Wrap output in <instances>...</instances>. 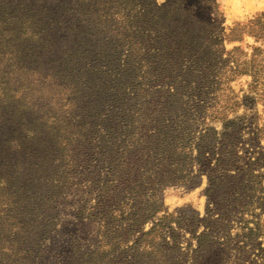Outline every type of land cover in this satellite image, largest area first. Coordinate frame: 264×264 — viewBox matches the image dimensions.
<instances>
[{
  "label": "rangeland",
  "instance_id": "374dc122",
  "mask_svg": "<svg viewBox=\"0 0 264 264\" xmlns=\"http://www.w3.org/2000/svg\"><path fill=\"white\" fill-rule=\"evenodd\" d=\"M234 62L244 69L229 73ZM27 79L35 80V115L69 100L68 123L89 131L85 149L63 150L60 132H37L38 123L26 129L25 103L2 88ZM168 109L186 121L204 114V124L183 129L184 159L147 158L137 193L119 186L100 194L102 125L123 114L139 138L159 128V110ZM214 111L234 125L207 119ZM228 135L240 172L207 195L205 167L216 165ZM0 150L8 158L0 159V251L10 252L0 264H161L159 233L140 235L163 215L161 236L179 251L166 253L172 264H264V231L254 246L237 237L245 222L264 223V0H0ZM33 171L39 183L22 187ZM207 206L228 216L213 239L237 247L202 260L193 250ZM139 237L145 248L133 246Z\"/></svg>",
  "mask_w": 264,
  "mask_h": 264
},
{
  "label": "trees",
  "instance_id": "16d2710c",
  "mask_svg": "<svg viewBox=\"0 0 264 264\" xmlns=\"http://www.w3.org/2000/svg\"><path fill=\"white\" fill-rule=\"evenodd\" d=\"M240 66H243L239 64L238 62H234L232 66H228L227 69L229 73H236L240 69ZM252 79H255V76H252ZM15 81V80H14ZM10 83V84H9ZM34 83L35 80H25L20 81L16 86L15 84L11 83L10 81L5 82V87L2 88L4 92H15V103L24 102L25 105H20L24 110V116H20V119H23L25 121L26 129H30V126H32V123H38L36 127V131L40 132L42 134H48L51 133V135L60 132L61 139L59 145L62 146V149L66 150L65 146L69 144V146H75L78 145L77 151L80 152L82 149H85L84 142L86 141L88 134V129L86 128L85 124L81 125L80 127L71 125L68 122H71V119L68 118L71 116L70 111L68 108L71 107L70 102H64V100L59 103L55 104V109H57V112H47V108L43 110L42 116L35 115L33 111H40L41 108L36 107L31 99V95L33 94L34 90ZM58 86V84H57ZM70 88V85L68 86ZM66 96V95H65ZM161 105V104H160ZM11 106V105H10ZM12 109H15V107L12 104ZM9 108V105L7 106ZM7 108H4V111L1 113V118L3 120H7ZM169 110V109H168ZM17 111V109H15ZM45 111V112H44ZM162 110H159V128L158 125L155 126L153 132L149 135H144L139 138H134L133 131L128 132L130 129H134L130 125L128 126V120L124 118V115L122 114L120 122H113L107 125H102V132L103 134L99 135L98 143L100 150L102 151V155H105V163H106V174L103 176L102 179V186L99 188L100 194L102 192H108L109 190L115 193L116 187H125V190L132 189V193H137L139 191V188H141L142 179L145 177L143 174L139 173V162L144 161L142 164H145L147 161V158L150 159V157L155 158L156 160H159V165L161 161H172L175 160V158L178 160L179 158L185 157V152H182L179 147L180 143L182 142V139L184 138L183 129H187L188 125L191 123L201 121L202 124L204 120V114H198L195 117L193 116L190 118V121L183 120L185 117V113H176L175 111H166L165 113L161 112ZM224 112L221 111H214L207 114V119L210 120H220L225 126H233L235 121L230 120L227 117V114L223 116ZM174 115L173 118H171V115ZM167 118V120H164V118ZM94 119H97L98 117L94 116L92 117ZM15 119H18L17 117ZM124 119V120H123ZM43 121H45L43 123ZM58 121H61V123ZM184 121V122H183ZM48 123L50 125V128H47L46 130L43 129L45 124ZM77 123V122H76ZM167 123V124H166ZM186 123V124H184ZM79 124V123H77ZM62 125V128L60 127ZM93 125V124H91ZM91 125L89 127L91 128ZM95 125V124H94ZM178 125V126H177ZM185 125V126H183ZM207 126V125H206ZM205 126V127H206ZM131 127V128H130ZM58 128H61V131L58 130ZM139 133V132H137ZM142 135L139 134V136ZM226 135V133H222V136ZM67 136V137H66ZM230 136L228 135L227 138L220 142L221 146L217 152L218 156L216 157V165L210 166L207 165L205 169H207V179L209 182V187L206 189L207 195H210V193L214 190H218L222 186L228 185L227 182L229 179L236 176L237 172H240L238 169L239 166L235 164L236 160V153L233 151V144H230ZM229 140V141H228ZM43 141V140H42ZM9 143V140L7 141ZM30 147V146H29ZM212 148V147H211ZM209 155H213L215 152L211 150ZM27 149V147H26ZM198 156V161H202L200 158L204 154L203 149L200 147L196 148ZM32 151V150H29ZM4 151L0 150V154H3ZM6 153V152H5ZM64 155H67L66 153ZM78 157V154L75 156V158ZM143 157L146 159L143 160ZM2 158V159H1ZM4 157H0L1 160H3ZM174 158V159H173ZM5 160L8 158L5 157ZM184 159V158H183ZM206 161L203 163L208 162L209 158H205ZM252 162H249V164ZM169 165L159 166V171L161 169H164L165 167H169ZM0 167L1 164H0ZM8 167V164H7ZM29 167V166H27ZM218 167V170L216 168ZM234 169V172L231 173L230 170ZM237 170V171H236ZM239 170V171H238ZM3 171V170H2ZM210 171V172H209ZM177 173V172H176ZM179 174V172H178ZM177 175V174H176ZM182 177L187 174L180 173ZM179 176V177H181ZM1 178V176H0ZM41 177L38 176V172H31L25 173L22 187H24L27 181L29 183V186L32 187L34 184H32L30 180H33L35 184L39 183ZM100 186V185H98ZM4 188L5 187H1ZM10 192L8 191V194ZM112 194V193H111ZM108 195V194H107ZM134 196V195H133ZM104 200V198H102ZM105 201V200H104ZM264 201V200H263ZM99 203H102V200L100 199L98 201ZM105 203V202H104ZM133 212L132 210H130ZM216 211L218 214L216 218L212 217V212ZM214 213V212H213ZM134 214V213H133ZM206 218L202 219L204 229L200 232V234L196 237L197 246L193 250V257L197 259H204L206 258V255L213 254L216 251L220 252L227 248L226 250L233 249L234 247H237L236 242L234 244H230L227 241L219 242L218 240H214L215 234H218L219 230L222 228H225V225L223 221H220L222 216H225L228 218L227 213L221 209L217 210H210L208 206L206 207L205 211ZM111 218H116V216H112ZM166 217L163 215L159 218V223L154 224L147 232H143L140 236H146L150 232H154L155 234L159 233V258L161 261V264H172V258H169V255L167 256V252L171 253H179L177 249V245L175 244L174 240L172 245H169L161 236V230L163 228V225L165 224L163 221ZM135 222L133 224H130L128 226L129 230H133V227L135 223H137V220H134ZM159 225V228H156V225ZM264 227V223H258V221L255 222L254 226H249L247 222L244 223L242 227H240V232L237 234V237L241 238V241L243 244L249 243L256 244L255 237L259 234L260 231H264L262 229ZM155 234H151L155 235ZM102 239L106 237L105 231L101 233ZM136 239L135 245L133 246H139L142 248H145V244L138 243L140 238ZM175 239V236H172ZM137 242V243H136ZM107 243L103 242L102 245H105ZM141 245V246H140ZM257 245V244H256ZM222 246V247H221ZM135 247V248H136ZM259 248V246H257ZM224 248V249H223ZM259 250L262 251V248H259ZM105 251V248H101L100 253L103 254ZM138 249H133L131 252V256H135ZM146 251V250H144ZM217 252V253H218ZM228 252V251H227ZM0 254H2L3 258H0V263H4V261L8 260V255L10 252L8 250L0 251Z\"/></svg>",
  "mask_w": 264,
  "mask_h": 264
}]
</instances>
